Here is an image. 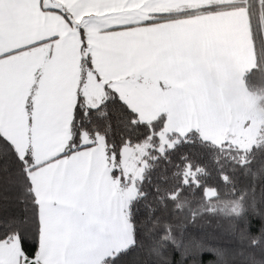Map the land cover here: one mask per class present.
Wrapping results in <instances>:
<instances>
[{"label":"snow or ice","instance_id":"1","mask_svg":"<svg viewBox=\"0 0 264 264\" xmlns=\"http://www.w3.org/2000/svg\"><path fill=\"white\" fill-rule=\"evenodd\" d=\"M262 58L264 0H0V264H264Z\"/></svg>","mask_w":264,"mask_h":264},{"label":"trees","instance_id":"2","mask_svg":"<svg viewBox=\"0 0 264 264\" xmlns=\"http://www.w3.org/2000/svg\"><path fill=\"white\" fill-rule=\"evenodd\" d=\"M246 90L257 100V106L264 112V58L255 62L243 76Z\"/></svg>","mask_w":264,"mask_h":264},{"label":"crops","instance_id":"3","mask_svg":"<svg viewBox=\"0 0 264 264\" xmlns=\"http://www.w3.org/2000/svg\"><path fill=\"white\" fill-rule=\"evenodd\" d=\"M254 65H255V62H252L251 59H250V60H249V63H248V69L253 68ZM246 71H248V70H246ZM234 78H235V79H233V80L226 79V80L222 83V85H221V88H222V91H223L224 99H225L226 101H228V99L226 98V94H227V92H228L230 89H235V92H237V93H236L233 97H232V96L229 97V100H231V101H229V102H234V103L239 102L240 99H241V96H242V94H243V96H245V97L247 98V100L250 102L249 105H250V104H253V103L256 101V99H255L252 95H250V93L246 90V88H245V86H244V83H243V80L240 81L238 78H236V77H234ZM230 81H231V83H234V84H235V87H231V86H229L228 83H230ZM239 85H240V86H239ZM228 87H229V88H228Z\"/></svg>","mask_w":264,"mask_h":264},{"label":"rangeland","instance_id":"4","mask_svg":"<svg viewBox=\"0 0 264 264\" xmlns=\"http://www.w3.org/2000/svg\"><path fill=\"white\" fill-rule=\"evenodd\" d=\"M228 79L233 80V79H235V78H234V77H230V78H228ZM228 84H229V86H231V87H235V84H234V83H231V81H230V83H228ZM210 86H211V87H214L215 85H213V84L210 83ZM239 86H240V85H239ZM228 88H229V87H228ZM236 93H237V92H235V89H230V90L227 92V94H226V98L228 99V102L231 101V100H229V97H230V96L233 97ZM233 103H234V102H233ZM249 107L251 108V111H252L253 115H254L259 121H264V112H262V111L260 110V108L257 106V100H256L253 104H250Z\"/></svg>","mask_w":264,"mask_h":264}]
</instances>
